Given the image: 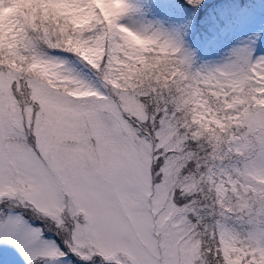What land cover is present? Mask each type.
<instances>
[{
  "label": "snow or ice",
  "instance_id": "snow-or-ice-1",
  "mask_svg": "<svg viewBox=\"0 0 264 264\" xmlns=\"http://www.w3.org/2000/svg\"><path fill=\"white\" fill-rule=\"evenodd\" d=\"M128 8L0 0V202L81 260L264 264V57L194 68L174 37L121 23Z\"/></svg>",
  "mask_w": 264,
  "mask_h": 264
},
{
  "label": "rangeland",
  "instance_id": "rangeland-1",
  "mask_svg": "<svg viewBox=\"0 0 264 264\" xmlns=\"http://www.w3.org/2000/svg\"><path fill=\"white\" fill-rule=\"evenodd\" d=\"M127 3L129 8L121 18V23L134 30L160 31L174 37L190 62L196 64L194 68H211L223 64L237 51L250 52L253 59L264 57V0L248 1L226 27L221 28L219 36L209 38L205 44L187 37L186 30L190 31V26L175 7L160 5L154 0H127ZM49 52L66 59L82 77L95 80L93 70L79 58L59 50ZM30 212L33 220L45 222L61 232L49 218L42 217L32 209ZM17 219H22L31 229H40L16 211L15 205L10 206L8 201L0 202V264H106L99 257L81 260L65 243L66 235L63 232L60 236L61 245L51 231L48 236L42 234L40 242L30 243L27 232L18 227ZM57 247L65 255H46L49 249Z\"/></svg>",
  "mask_w": 264,
  "mask_h": 264
},
{
  "label": "trees",
  "instance_id": "trees-1",
  "mask_svg": "<svg viewBox=\"0 0 264 264\" xmlns=\"http://www.w3.org/2000/svg\"><path fill=\"white\" fill-rule=\"evenodd\" d=\"M248 1L251 0H200L199 3H192L190 0H154L160 5L172 6L181 11L186 24L191 29L190 31L186 30L187 37L201 44H205L209 38L218 37L220 29L226 26ZM195 65L192 64L193 67ZM15 210L28 219L31 224L38 225L44 236L50 235L49 231H51L56 235L54 239L60 245L63 243L60 240L62 232H58L55 227L49 226L45 222L33 220L30 209L15 205Z\"/></svg>",
  "mask_w": 264,
  "mask_h": 264
}]
</instances>
